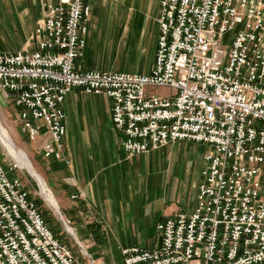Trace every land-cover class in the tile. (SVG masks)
Masks as SVG:
<instances>
[{"label":"built area","instance_id":"2783aa9c","mask_svg":"<svg viewBox=\"0 0 264 264\" xmlns=\"http://www.w3.org/2000/svg\"><path fill=\"white\" fill-rule=\"evenodd\" d=\"M39 1L37 47L0 52V90L45 159L70 163L65 103L76 91L110 101L129 157L179 142L208 150L195 208L158 224L159 247L123 249L124 264H264V0H161L145 75L85 70L91 6ZM0 264H80L1 161Z\"/></svg>","mask_w":264,"mask_h":264},{"label":"crops","instance_id":"0c3cea01","mask_svg":"<svg viewBox=\"0 0 264 264\" xmlns=\"http://www.w3.org/2000/svg\"><path fill=\"white\" fill-rule=\"evenodd\" d=\"M35 2L40 10L36 29L42 18V8L39 0ZM121 2L129 10H137L139 13L135 15V11L129 15L128 22L137 23L143 28L146 23L156 21L161 0ZM87 3L92 8L90 34L95 24L96 5L101 3L98 0H87ZM33 34L31 41L34 42V47L30 49L37 47ZM141 36L143 35L140 34L139 37ZM83 67L85 70H100L86 58V51ZM153 67L154 65L152 69ZM105 98L90 96L81 91L70 94L65 103V157L70 163L43 158L46 160L45 174L57 194L64 214L78 226L84 224L90 227V237L93 236V228L100 238L105 235L101 239L105 248L120 250L121 255L126 248H157L161 243L158 224L180 211H192L195 208L197 174L191 183L189 169L185 166L182 177L176 178L170 172L167 178L170 167L188 159L185 153H177L176 149L167 151L165 155L159 150H152L135 157L127 156L119 143V134L113 128L110 101L106 98L107 103ZM41 143V140L32 143V152L38 150L36 153L42 155ZM139 158L141 159L136 162ZM159 168L166 169L161 176L156 174ZM261 181L264 189V166ZM152 223L156 224L157 232L154 243L150 242L147 234ZM142 241L146 243L142 246L135 245Z\"/></svg>","mask_w":264,"mask_h":264},{"label":"rangeland","instance_id":"374dc122","mask_svg":"<svg viewBox=\"0 0 264 264\" xmlns=\"http://www.w3.org/2000/svg\"><path fill=\"white\" fill-rule=\"evenodd\" d=\"M96 5L94 27L89 34L86 58L90 59L96 69L103 71H120L128 73L149 74L155 62V52L159 29L156 21H151L142 26L137 23H129V15L139 14L122 4L121 0H98ZM106 1V2H105ZM106 4V5H104ZM40 15L35 0H0V52L21 51L26 48H33L34 42L31 36L34 32L36 21ZM140 34L143 36L139 37ZM140 38V40H139ZM170 92L159 91L160 95H167ZM106 102L108 100L105 98ZM0 119L3 125L10 131L16 144V151L29 159L34 165L38 174L43 178L48 189L56 200L57 208L49 205L41 194L40 185L26 170L9 156L7 149L0 139V161L7 170L9 176L20 175L24 184L31 193V197L37 203L49 228L55 235L69 245L80 264H124L120 250L105 248L102 243L104 236L100 238L97 231L90 237L92 229L87 225H80L67 217L59 204L56 192L52 189L46 176V160L43 153H36L30 149L31 144L18 130V119L16 110L9 103L5 94L0 90ZM66 139V138H65ZM65 143V141H64ZM42 144V143H41ZM41 146V145H40ZM39 149V148H36ZM185 153L188 159L181 161L169 168L167 178L171 175L180 178L183 176L185 166L189 169L191 183L197 174V186L199 184L200 172L204 164V155L208 152L207 147L194 142H179L167 148L159 150L162 155L167 151ZM39 152V151H38ZM141 158L136 159L138 162ZM17 165V169L11 170ZM166 169L156 170L161 176ZM186 172V171H185ZM156 174L153 175L156 177ZM187 211V210H184ZM70 220L69 227L76 232L74 236L68 231L64 223ZM148 239L154 243L157 236L156 224L147 229ZM102 239V240H101ZM152 239V240H151ZM146 243V242H145ZM144 241L135 245L142 246ZM148 243V242H147ZM94 261V262H93Z\"/></svg>","mask_w":264,"mask_h":264},{"label":"bare ground","instance_id":"6f19581e","mask_svg":"<svg viewBox=\"0 0 264 264\" xmlns=\"http://www.w3.org/2000/svg\"><path fill=\"white\" fill-rule=\"evenodd\" d=\"M0 139H1L4 147L7 149L9 156H11L13 158V160L21 167V169L26 170L35 180H37V182L40 185L41 194L45 198V200L48 202V204L53 206L54 208H57V203H56L55 198L53 197L52 193L48 189L43 178L36 171L32 162L29 159L22 157L16 151V144H15V142L11 136V133L3 125L1 119H0ZM62 219H64V218H62ZM67 227H68V231L75 236L76 233L71 229V227H69V226H67Z\"/></svg>","mask_w":264,"mask_h":264},{"label":"water","instance_id":"95a60500","mask_svg":"<svg viewBox=\"0 0 264 264\" xmlns=\"http://www.w3.org/2000/svg\"><path fill=\"white\" fill-rule=\"evenodd\" d=\"M66 228H67V226H66Z\"/></svg>","mask_w":264,"mask_h":264}]
</instances>
